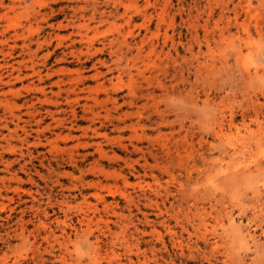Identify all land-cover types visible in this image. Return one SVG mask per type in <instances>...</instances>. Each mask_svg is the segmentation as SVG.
I'll list each match as a JSON object with an SVG mask.
<instances>
[{
	"label": "rangeland",
	"instance_id": "374dc122",
	"mask_svg": "<svg viewBox=\"0 0 264 264\" xmlns=\"http://www.w3.org/2000/svg\"><path fill=\"white\" fill-rule=\"evenodd\" d=\"M0 264H264V0H0Z\"/></svg>",
	"mask_w": 264,
	"mask_h": 264
}]
</instances>
